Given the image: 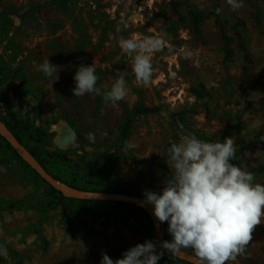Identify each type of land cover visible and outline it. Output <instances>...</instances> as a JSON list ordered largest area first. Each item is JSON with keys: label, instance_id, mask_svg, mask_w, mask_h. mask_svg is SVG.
<instances>
[{"label": "rangeland", "instance_id": "374dc122", "mask_svg": "<svg viewBox=\"0 0 264 264\" xmlns=\"http://www.w3.org/2000/svg\"><path fill=\"white\" fill-rule=\"evenodd\" d=\"M134 35L166 42L147 85L118 43ZM47 59L58 80L40 71ZM93 63L102 91L127 72L123 100L73 95L77 68ZM0 119L37 152L49 179L26 168L0 133V264H100L101 251L116 260L146 240L159 245L163 224L155 218V234L145 208L120 196L163 188L172 143L234 136L232 163L264 185V0L239 8L227 0H0ZM38 131L46 147L34 142ZM183 250L168 264L200 263ZM228 264H264V218L245 255Z\"/></svg>", "mask_w": 264, "mask_h": 264}, {"label": "clouds", "instance_id": "9594fccd", "mask_svg": "<svg viewBox=\"0 0 264 264\" xmlns=\"http://www.w3.org/2000/svg\"><path fill=\"white\" fill-rule=\"evenodd\" d=\"M233 8L242 6V0H227ZM220 11L219 9L217 10ZM121 31L117 26V32ZM120 48L133 58L132 70L143 85L150 83L153 73L152 57L165 46L157 36L138 38L120 37ZM191 55V53H187ZM45 77L55 74L58 66L45 60L40 66ZM127 72H123L110 90L97 87L99 77L93 64H80L73 77L77 98L86 94L101 96L103 101L117 104L127 94ZM130 147L128 142L125 149ZM236 139L208 142L189 136L167 148V164L172 175L164 181L159 192L145 190L142 206L151 205L153 216L160 224L167 223L170 241L146 240L113 260L101 251L100 264H158L167 250L172 255L183 249H192L200 264H228L245 255L253 239L255 228L264 218V185L254 183L252 172L232 163L236 158ZM7 249L0 245V254Z\"/></svg>", "mask_w": 264, "mask_h": 264}, {"label": "trees", "instance_id": "16d2710c", "mask_svg": "<svg viewBox=\"0 0 264 264\" xmlns=\"http://www.w3.org/2000/svg\"><path fill=\"white\" fill-rule=\"evenodd\" d=\"M15 91H18V88H19V85H15ZM180 115V114H179ZM0 122L3 123V125L8 129V131L14 136L15 140L29 153V155L36 161L38 162L39 164H41V159H39L38 155H37V152L36 151H33L31 149H29L26 145V143L23 141V139L17 135L16 133H14L13 129L11 128V126H9L6 122H4L3 120L0 119ZM131 126V121L128 120L125 127H123V132H127L128 128H130ZM34 142L36 144H41L43 147H46V141L44 140V137H43V133L41 131H38L36 132L34 135H31ZM8 146L9 148L11 149V151L14 153V155H16L17 159L26 167V168H31L33 171H35V169L31 166V164H29L24 158L21 157V155L15 150V148L8 143ZM43 154H44V158H49V159H52L54 158V156H56V153L53 152V151H43ZM263 167H260L259 170H262ZM71 186V185H69ZM75 188V187H73ZM51 190L53 192H57V190L52 186L51 187ZM61 194L62 192L59 191ZM92 192H95V191H92ZM131 205H134L135 206V203H129ZM142 210V212L144 213V215L151 221L153 222L152 220V217L150 216L149 212L145 209H140ZM167 228H168V225L167 223H164L163 224V240H167V241H170L172 239V237L168 234V231H167ZM161 250V249H160ZM161 251H164V250H161ZM181 251H184V250H181ZM172 260V261H178V260H181L179 257L177 256H173L171 255L170 253H166L164 251V255L161 257V263L163 264H168V260ZM189 264H197L193 261H190L188 262Z\"/></svg>", "mask_w": 264, "mask_h": 264}, {"label": "water", "instance_id": "95a60500", "mask_svg": "<svg viewBox=\"0 0 264 264\" xmlns=\"http://www.w3.org/2000/svg\"><path fill=\"white\" fill-rule=\"evenodd\" d=\"M3 124V123H2ZM9 134H10V136H12V134L9 132ZM7 138V137H6ZM8 140H9V142L12 144V146L15 148V150L19 153V154H22L23 155V153L24 154H26V155H28V157H29V159H26V157H24L25 158V160L27 161V162H30V164L32 165V167L42 176V177H44V178H47L48 179V176H47V174L40 168V166L34 161V159L29 155V153L15 140V138L12 136V139H9V138H7ZM15 144L16 145H18L19 146V148L18 147H16L15 146ZM49 180V179H48ZM52 183V182H51ZM62 191L64 192V193H66V191L64 190V189H62ZM120 198L121 199H125V200H127V201H130V202H134V203H138V202H142V201H144V198H139V197H134V196H128V195H126V196H124V195H122V196H120ZM150 214V216L152 217V220H153V223H154V232H155V234H158L159 233V227H158V225H157V223H156V221H155V217L153 216V213L151 214V213H149ZM176 255H181V253L180 252H178V254H176ZM190 260L191 261H193V262H195V263H197V264H200V263H198L197 261H195L193 258H190Z\"/></svg>", "mask_w": 264, "mask_h": 264}, {"label": "bare ground", "instance_id": "6f19581e", "mask_svg": "<svg viewBox=\"0 0 264 264\" xmlns=\"http://www.w3.org/2000/svg\"><path fill=\"white\" fill-rule=\"evenodd\" d=\"M0 133L3 135V136H5V137H7V138H9V139H12V136H10V134H9V131H8V129L0 122ZM14 137V136H13ZM15 146L16 147H18L19 148V146L18 145H16L15 144ZM23 155L27 158V159H29V157H28V155H26V154H24L23 153ZM66 192H70V191H72L70 188H68V187H64L63 188ZM142 203H143V201L142 202H138V204H140L141 206H142ZM143 208H145L146 210H148L150 213H152L153 212V208H152V206L151 205H144V206H142ZM158 239H159V237H158ZM162 241V240H161ZM160 242V241H159Z\"/></svg>", "mask_w": 264, "mask_h": 264}]
</instances>
